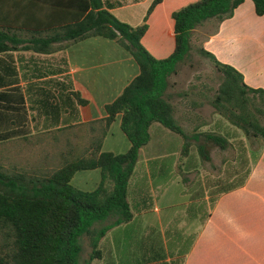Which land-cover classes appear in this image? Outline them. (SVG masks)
Returning <instances> with one entry per match:
<instances>
[{
	"label": "crops",
	"instance_id": "obj_1",
	"mask_svg": "<svg viewBox=\"0 0 264 264\" xmlns=\"http://www.w3.org/2000/svg\"><path fill=\"white\" fill-rule=\"evenodd\" d=\"M103 1V8L136 25L152 0ZM191 1L161 0L148 13L141 42L155 57L172 52L171 14ZM88 10L86 0H0V24L20 26L17 37L27 40L38 33L26 27L53 28L78 20ZM63 42L57 39L48 51L24 48L22 43L0 51V74L6 75L11 67L17 73L16 84L30 119L28 139L47 134L50 144L63 146L54 153L57 162L61 151L92 149L90 140L99 133L106 115L104 104L138 73L131 54L114 39L93 35L68 45ZM200 46L233 65L247 85L264 89V13L255 12L252 0H243L230 17L215 21ZM72 91L87 101L80 103ZM167 94L171 101L168 90ZM171 102L174 117L183 126L186 122L187 130L223 134L230 144L216 148L230 150L235 157L232 162L227 156L221 158L222 164L227 163L224 175L188 177L186 173L203 165L212 171L220 168L213 161L214 149L207 161H201L192 147L188 156L180 158L181 136L152 122L150 138L139 149L129 179L132 217L106 231L100 240L102 254L95 259H102L107 250L109 264H264V144L249 145L241 129L214 111L204 112L198 103L178 98ZM116 122L120 127L119 114L110 122L101 150L117 153L129 147L122 130L123 136L110 139ZM230 182L234 185L226 188Z\"/></svg>",
	"mask_w": 264,
	"mask_h": 264
},
{
	"label": "trees",
	"instance_id": "obj_2",
	"mask_svg": "<svg viewBox=\"0 0 264 264\" xmlns=\"http://www.w3.org/2000/svg\"><path fill=\"white\" fill-rule=\"evenodd\" d=\"M160 1L152 0L142 22L136 25L103 8V0H86L90 10L78 20L53 28L26 27V31L38 33L27 40L17 37L20 26L0 24V51L14 49L19 43L24 48L48 51L57 39L68 45L101 35L126 49L138 66V73L104 104L106 115L99 133L90 140L91 150L61 151L57 166L42 174L0 165V264H91L99 258L100 240L106 231L132 217L127 198L129 179L139 149L150 138L152 122L181 136L180 158L188 156L195 146L199 159L207 161L211 149L230 144L216 131L187 130L173 115L167 88L169 76L192 54L193 30L210 19L217 22L230 17L243 0H194L174 10V48L158 58L145 48L141 36L147 28L148 13ZM252 1L255 12L264 13V0ZM197 50L213 62L218 72L214 91L207 94L197 88L198 93L214 112L241 129L249 145L264 144V89L247 85L239 70L219 61L202 46ZM5 74H0V142L26 138L30 132L24 95L16 84L17 73L11 67ZM72 94L80 103L87 101L77 91ZM117 114L130 145L123 152L101 150L102 139ZM92 168L100 170L93 189H81L70 182L75 171ZM233 185L230 182L226 188ZM84 241L90 247L86 257L82 256Z\"/></svg>",
	"mask_w": 264,
	"mask_h": 264
},
{
	"label": "rangeland",
	"instance_id": "obj_3",
	"mask_svg": "<svg viewBox=\"0 0 264 264\" xmlns=\"http://www.w3.org/2000/svg\"><path fill=\"white\" fill-rule=\"evenodd\" d=\"M214 25L215 21L212 20L192 33V54L180 65L175 73L169 76V86L167 88L172 99L171 101L177 102V98L179 100H185V102H191L194 100L195 102H199V108L208 114L210 110L213 111L212 107L207 100L198 93L197 88L204 89L207 94L212 93L217 87L218 72L215 70L213 62L207 56L200 54L197 49L199 48L204 35L210 32ZM178 106L180 108V104H177V107ZM28 123H30L29 118ZM182 123L185 127H188L186 122ZM42 126H44V124ZM111 132L112 135L110 136V139H117L119 134L123 136L118 122L113 123ZM39 136L42 137L36 140H34V138L29 140L28 135L25 139L14 138L0 142V164L8 169H14L16 167L15 169L25 170L35 174H42L55 168L57 166V160L56 157H54V153L57 149L60 150L64 147L61 145L55 147L50 144V137L47 134ZM33 141H38V143ZM246 142L249 144L247 139ZM192 149L194 150L195 146H192ZM213 149V161L215 165L220 166V168L217 167L212 171L211 168L203 165L201 168H194L189 173H186L188 174V177L203 176L204 179L208 176L213 178L210 176L212 173H215L214 177L225 174L224 166L227 165V163L225 165L222 164L221 158L227 156L229 157L228 162H232L235 156L233 153H230V150L219 151L216 147ZM236 163L237 161H234L233 164ZM241 173L242 171H240L239 174ZM99 177L100 172L98 169H82L77 170L74 173L70 182L82 189H92L94 188L96 181L99 180ZM89 251L90 247L86 241H84L82 256L86 257ZM91 264H109L108 251L104 250V257L102 259L94 258Z\"/></svg>",
	"mask_w": 264,
	"mask_h": 264
}]
</instances>
